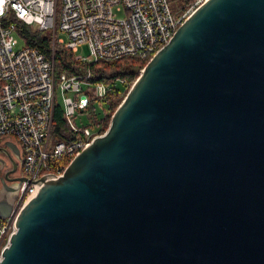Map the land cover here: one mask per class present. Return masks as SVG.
Here are the masks:
<instances>
[{"label":"water","instance_id":"1","mask_svg":"<svg viewBox=\"0 0 264 264\" xmlns=\"http://www.w3.org/2000/svg\"><path fill=\"white\" fill-rule=\"evenodd\" d=\"M38 182L0 264H264V0L203 1Z\"/></svg>","mask_w":264,"mask_h":264},{"label":"built area","instance_id":"2","mask_svg":"<svg viewBox=\"0 0 264 264\" xmlns=\"http://www.w3.org/2000/svg\"><path fill=\"white\" fill-rule=\"evenodd\" d=\"M203 1L192 0L175 14L169 0H0V145H6L7 139L19 143L28 177L20 186L14 209L0 218V259L16 231L17 212L39 188V177L61 174L67 164L60 159L69 157L70 161L104 132L101 122L80 123L74 116L88 106L90 92L104 97L111 87L109 82H91L87 76L64 72L57 81L53 60L34 45L16 47L15 25L4 24L2 17L12 11L26 23L52 31L54 40L87 62L125 55L150 58ZM120 11L124 15L118 16ZM84 44L88 54L79 53ZM116 83L129 86L132 82L119 77ZM57 89L69 131L76 136L53 142Z\"/></svg>","mask_w":264,"mask_h":264},{"label":"trees","instance_id":"3","mask_svg":"<svg viewBox=\"0 0 264 264\" xmlns=\"http://www.w3.org/2000/svg\"><path fill=\"white\" fill-rule=\"evenodd\" d=\"M180 11L186 8L192 0H169ZM4 24L14 23L16 34L23 39L25 45H34L54 62L55 77L58 81L62 72L68 75L87 76L91 82L104 81L111 85L104 97H98L90 92L88 106L81 110L88 116L87 123L101 122V130L105 131L110 123L112 113L123 99L129 86L116 83L117 78L126 77L130 83L138 76L147 58L139 55H125L116 59H99L95 62H87L78 58L75 52L64 43L53 39L52 31L39 29L36 25L28 24L14 16L9 11L2 17ZM104 101L105 103H103ZM103 104L106 112L100 115L96 110V103ZM52 141L56 142L76 135L69 131L63 104L58 96L55 98L53 109V124L51 131ZM64 164L69 162V157L60 159Z\"/></svg>","mask_w":264,"mask_h":264},{"label":"flooded vegetation","instance_id":"4","mask_svg":"<svg viewBox=\"0 0 264 264\" xmlns=\"http://www.w3.org/2000/svg\"><path fill=\"white\" fill-rule=\"evenodd\" d=\"M8 148L10 149L12 155L16 158L18 165H17L16 169L11 171L8 174V176H6V172L8 170H10V169H13V163H12L11 159L8 157V155L6 153H4L3 151H0V195H1L0 203L2 204V203H5V202H8L9 199H11L12 210H13L14 207H15V203L17 201V198H18V193H19L20 187H19L18 190L13 191L11 185H14L15 180H13L12 178H9V177H18V176L24 174V171H23V157H24V153H22V160H20V158L18 159L15 156V154L13 153V151H12V149H11V147L9 145H8Z\"/></svg>","mask_w":264,"mask_h":264},{"label":"rangeland","instance_id":"5","mask_svg":"<svg viewBox=\"0 0 264 264\" xmlns=\"http://www.w3.org/2000/svg\"><path fill=\"white\" fill-rule=\"evenodd\" d=\"M171 8H172V11H173L175 14L178 13V12H180V10H179L178 8H176V7L173 5V3H171ZM122 15H124V13H123L122 11H120V12L118 13V16H122ZM17 37H18L19 43L16 44V47L21 46V45L24 44V43H23V39H21L18 35H17ZM79 53H81V54H88V53H89V47H88V45H87V44H84V45L80 46V47H79ZM57 92H58V97H59V99L61 100V99H62V96H61V93H60L59 89H57ZM102 102L105 103L104 101H102ZM105 106H106V105H105ZM105 106H103V104H101V103H99V102L96 103V106H95V107H96V110L99 111L100 115H102L104 112H106V108H105ZM74 118H75V120H76L77 122H80V123H86V122L88 121V116H87V114H86L85 112L80 111V110H77V112H76ZM6 144H8L12 149H14V150H18V146H17V142H16V141H14V140H10V139H7ZM8 195H9V194H8ZM6 196H7V195H6ZM0 197H1V195H0ZM13 200H14V199H13ZM6 205H7V204H5V206H2V207H6Z\"/></svg>","mask_w":264,"mask_h":264},{"label":"crops","instance_id":"6","mask_svg":"<svg viewBox=\"0 0 264 264\" xmlns=\"http://www.w3.org/2000/svg\"><path fill=\"white\" fill-rule=\"evenodd\" d=\"M17 146H18V150H14L12 148L11 149H12L13 153L15 154V156L18 159L20 158V160H22L23 150H22V148H21V146L19 145L18 142H17ZM5 204H7L6 207H2V206H5ZM11 210H12V202H11V199H9L8 202L2 203V204L0 203V218H4V217L8 216L10 214Z\"/></svg>","mask_w":264,"mask_h":264},{"label":"bare ground","instance_id":"7","mask_svg":"<svg viewBox=\"0 0 264 264\" xmlns=\"http://www.w3.org/2000/svg\"><path fill=\"white\" fill-rule=\"evenodd\" d=\"M67 74V73H66Z\"/></svg>","mask_w":264,"mask_h":264}]
</instances>
